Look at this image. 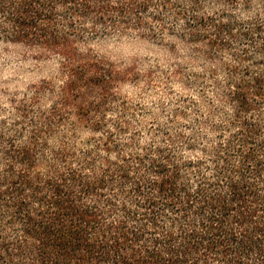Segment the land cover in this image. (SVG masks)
Instances as JSON below:
<instances>
[{"label":"trees","instance_id":"1","mask_svg":"<svg viewBox=\"0 0 264 264\" xmlns=\"http://www.w3.org/2000/svg\"><path fill=\"white\" fill-rule=\"evenodd\" d=\"M182 2L0 0V40L59 76L0 122V264H264V13ZM152 7L158 23L183 19L181 34L156 31ZM129 34L204 63L190 82L217 105L199 106L192 130L141 144L123 115L110 120L139 74L90 41Z\"/></svg>","mask_w":264,"mask_h":264},{"label":"rangeland","instance_id":"2","mask_svg":"<svg viewBox=\"0 0 264 264\" xmlns=\"http://www.w3.org/2000/svg\"><path fill=\"white\" fill-rule=\"evenodd\" d=\"M175 1L181 3L183 0ZM201 2V10L205 14L231 16L239 21L250 20L255 14L264 13V0ZM156 10L152 7L145 14L146 21L156 31L159 32L163 24L169 31L166 36L168 40L181 34L183 19L161 12L162 21L158 23L155 19ZM169 43L167 41L165 44ZM90 45L99 55L122 65H131L139 74L137 82L130 81L121 88V94L127 102L125 112L121 110L122 105H116L109 112V117L112 120L123 115L141 144L162 142L164 133H175L179 129L192 130V122L197 118L196 109L200 106L205 112L217 105L212 86H207L202 95L200 86L190 82L192 72H202L204 63L190 56L180 46L173 56L159 42L146 37L139 38L135 34L109 35L90 41ZM175 67L182 68V79L173 76ZM58 79L57 62L52 59L36 60L22 48L0 40V122H12L15 119V102L27 98L32 88L43 81L57 82ZM221 79L225 78L221 76ZM193 100L200 102L195 104Z\"/></svg>","mask_w":264,"mask_h":264}]
</instances>
